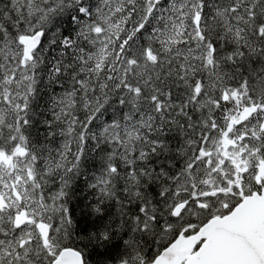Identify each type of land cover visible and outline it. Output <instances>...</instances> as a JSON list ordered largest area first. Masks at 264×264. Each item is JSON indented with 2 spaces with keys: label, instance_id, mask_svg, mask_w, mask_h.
Returning a JSON list of instances; mask_svg holds the SVG:
<instances>
[{
  "label": "snow or ice",
  "instance_id": "snow-or-ice-1",
  "mask_svg": "<svg viewBox=\"0 0 264 264\" xmlns=\"http://www.w3.org/2000/svg\"><path fill=\"white\" fill-rule=\"evenodd\" d=\"M0 264H264V0H0Z\"/></svg>",
  "mask_w": 264,
  "mask_h": 264
}]
</instances>
